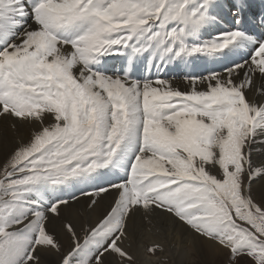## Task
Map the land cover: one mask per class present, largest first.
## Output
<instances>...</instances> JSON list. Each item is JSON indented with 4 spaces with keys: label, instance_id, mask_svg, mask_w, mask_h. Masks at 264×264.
Masks as SVG:
<instances>
[{
    "label": "snow or ice",
    "instance_id": "obj_1",
    "mask_svg": "<svg viewBox=\"0 0 264 264\" xmlns=\"http://www.w3.org/2000/svg\"><path fill=\"white\" fill-rule=\"evenodd\" d=\"M173 249L264 264V11L0 0V264Z\"/></svg>",
    "mask_w": 264,
    "mask_h": 264
},
{
    "label": "bare ground",
    "instance_id": "obj_2",
    "mask_svg": "<svg viewBox=\"0 0 264 264\" xmlns=\"http://www.w3.org/2000/svg\"><path fill=\"white\" fill-rule=\"evenodd\" d=\"M263 2L264 0H249V3L252 5V6H256L257 9H258V12H261V11H264V6H263ZM107 204V201H103L102 204H101V209L103 207H105ZM79 209L83 210V205H78L77 206ZM93 215H96L95 213ZM59 227V226H57ZM192 247V245H186V248H190ZM175 259V260H180L181 259V256L180 255H177V250L176 249H173L167 256L163 257L162 258V263H168V264H171V261Z\"/></svg>",
    "mask_w": 264,
    "mask_h": 264
},
{
    "label": "rangeland",
    "instance_id": "obj_3",
    "mask_svg": "<svg viewBox=\"0 0 264 264\" xmlns=\"http://www.w3.org/2000/svg\"><path fill=\"white\" fill-rule=\"evenodd\" d=\"M162 264H168V263H162ZM186 264H187V261H186ZM217 264H219V261L217 262Z\"/></svg>",
    "mask_w": 264,
    "mask_h": 264
}]
</instances>
